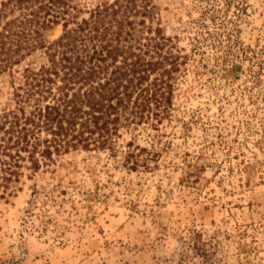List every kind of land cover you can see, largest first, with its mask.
<instances>
[{
	"label": "rangeland",
	"instance_id": "1",
	"mask_svg": "<svg viewBox=\"0 0 264 264\" xmlns=\"http://www.w3.org/2000/svg\"><path fill=\"white\" fill-rule=\"evenodd\" d=\"M151 4L181 61L168 117L121 127L112 156L75 149L23 170L0 199V260L24 242V264H199V240L211 264H264V0ZM15 84L0 73V111ZM128 140L149 169L121 165Z\"/></svg>",
	"mask_w": 264,
	"mask_h": 264
},
{
	"label": "trees",
	"instance_id": "2",
	"mask_svg": "<svg viewBox=\"0 0 264 264\" xmlns=\"http://www.w3.org/2000/svg\"><path fill=\"white\" fill-rule=\"evenodd\" d=\"M152 10L151 0H103L86 9L75 0L0 2V73L16 80L10 106L0 111V199L19 189L23 170L30 178L75 149L112 156L121 127L156 128L168 117L181 61ZM56 25L60 34L47 40ZM144 150L128 140L121 165L149 169ZM205 245L192 247L199 264H211Z\"/></svg>",
	"mask_w": 264,
	"mask_h": 264
},
{
	"label": "built area",
	"instance_id": "3",
	"mask_svg": "<svg viewBox=\"0 0 264 264\" xmlns=\"http://www.w3.org/2000/svg\"><path fill=\"white\" fill-rule=\"evenodd\" d=\"M27 257V249L24 242H19L15 245V252L10 256L4 257L0 260V264H24Z\"/></svg>",
	"mask_w": 264,
	"mask_h": 264
}]
</instances>
